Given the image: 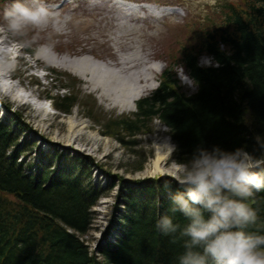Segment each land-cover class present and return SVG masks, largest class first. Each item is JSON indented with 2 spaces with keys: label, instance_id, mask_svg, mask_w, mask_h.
<instances>
[{
  "label": "trees",
  "instance_id": "1",
  "mask_svg": "<svg viewBox=\"0 0 264 264\" xmlns=\"http://www.w3.org/2000/svg\"><path fill=\"white\" fill-rule=\"evenodd\" d=\"M231 15L197 52L185 49L178 63L199 82L198 90L184 91L174 71L177 64L171 65L161 87L139 103L137 113L111 117L102 125L104 136L130 146L138 137L154 134L159 121L170 130L176 146L172 161L179 165L199 146L235 150L247 145L253 150L255 134H264V0L243 12L233 9ZM203 54L214 56L221 66H199ZM52 100L54 109L66 115L79 107L72 93ZM248 109L250 124L243 119ZM18 147L19 135L0 122V264H176L183 239L165 235L157 223L172 214V194L182 190L177 181L138 180L125 188L119 240L95 253L87 238L94 208L106 193L93 185L91 163L78 162L72 169L61 164L31 174ZM143 169L141 163L138 170ZM254 207L260 219L250 230L264 232V191ZM175 217L186 223L182 213Z\"/></svg>",
  "mask_w": 264,
  "mask_h": 264
},
{
  "label": "rangeland",
  "instance_id": "2",
  "mask_svg": "<svg viewBox=\"0 0 264 264\" xmlns=\"http://www.w3.org/2000/svg\"><path fill=\"white\" fill-rule=\"evenodd\" d=\"M41 1L52 3L59 0H25V3L37 7ZM145 1L182 6L186 16H170L161 20L126 18L122 10L111 2L97 5L95 2L92 7H78L80 2H75L62 12L49 16L48 24L41 29L30 27L23 35L3 32L9 44H0V54L14 53L10 61L0 58V74H6L0 81V102L7 99L11 104L9 112L0 105V122L12 126L14 133L19 135V150L27 152L22 156L24 163L32 164L31 168L38 171L41 162L47 163L48 158H51L49 164L52 163L50 169L61 162L70 169L75 163L90 162L89 175L93 185L101 187L107 194L94 209V226L87 238L95 253L118 237L115 226L125 208V188L138 180L166 176L178 180L180 170H173L172 174L150 172L158 146L165 145L166 151L172 150L173 154L176 149L168 129L158 121L153 135H142L138 137L137 144L130 146L104 136L102 125L109 118L130 115L135 111L117 103L99 85L95 86L92 72L85 75L72 70L62 63L63 59L85 56L92 64L103 63L122 76L141 72L143 76H139L137 83L145 85L142 71L145 72L146 65L157 62L164 70L179 63L183 48L197 52L207 31L227 25L229 8L244 10L254 0ZM9 3L0 5V14ZM45 48L54 54V58L41 57L40 51ZM26 50H35L36 54L30 56ZM18 56L24 61L17 59ZM9 71H16L15 78L10 77ZM47 72L49 78L44 79L43 74ZM181 86L184 91L194 93L188 86L182 83ZM154 89H148L143 96ZM69 93L76 96L79 107L72 115H65L54 109L55 103L49 98ZM71 123L83 124V127L78 128L74 133L76 137L68 142ZM76 138L82 139L81 144L74 143ZM172 156L165 164V171L172 170L174 165L180 168L172 161ZM141 163L144 169L139 171Z\"/></svg>",
  "mask_w": 264,
  "mask_h": 264
},
{
  "label": "clouds",
  "instance_id": "3",
  "mask_svg": "<svg viewBox=\"0 0 264 264\" xmlns=\"http://www.w3.org/2000/svg\"><path fill=\"white\" fill-rule=\"evenodd\" d=\"M49 16L43 3L31 7L25 0H10L0 14V32L23 35L30 27L46 26ZM198 63L221 66L211 55L202 56ZM174 71L182 84L198 90L199 82L184 64H177ZM243 119L251 123V109ZM254 140L253 150L247 145L235 150L199 146L180 164L182 190L172 194V214H164L157 223L165 235L183 239L176 264H264V232L250 230L260 219L254 204L264 191V134L256 133ZM176 213H182L186 223L177 222Z\"/></svg>",
  "mask_w": 264,
  "mask_h": 264
},
{
  "label": "bare ground",
  "instance_id": "4",
  "mask_svg": "<svg viewBox=\"0 0 264 264\" xmlns=\"http://www.w3.org/2000/svg\"><path fill=\"white\" fill-rule=\"evenodd\" d=\"M4 33L0 32V38L2 39V42L0 43L2 46L8 45V40L3 36ZM14 53H6L2 52L0 54L1 57H5L9 61L14 58ZM18 59L20 61H24V58L18 56ZM62 63H64L65 66L72 70L80 71L84 73L85 75L88 72H92L93 77V83L95 86L99 85L101 88H103L104 91H106L110 97H113V99L119 103L120 105L127 106L128 110L133 111L136 108L137 101L140 99L142 95L146 93L150 85H141V82L137 83L140 77L143 76L141 72L132 74L131 76H122L118 74L116 71L110 70L111 68H106L103 66H100L98 63H91L90 59L88 57H81L79 59H63ZM126 63V62H125ZM29 68H33L29 66ZM160 66L157 64H153L151 66H148L145 69L144 73V79H146V82L151 80H156V76L159 73ZM11 74V78H15L16 71H9ZM141 74V75H140ZM140 76V77H139ZM6 77V74L2 73L0 74V81ZM130 77V78H129ZM12 92L14 89H11ZM1 104V103H0ZM70 137H68V142L73 140L75 131L83 127V124L75 125L74 123L70 124ZM82 139L76 138L74 143H80L81 144ZM173 151H166L165 145L158 146L156 149L155 157L152 161V168L150 172L152 174H165V173H171L177 170H180V168L177 165H174V168L172 170H164L165 164L169 160V158L172 156ZM174 170V171H173Z\"/></svg>",
  "mask_w": 264,
  "mask_h": 264
}]
</instances>
